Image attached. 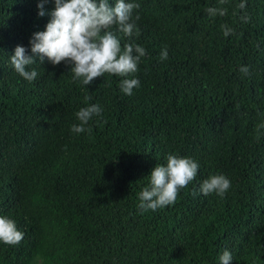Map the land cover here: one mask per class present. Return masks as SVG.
<instances>
[{"label": "trees", "instance_id": "1", "mask_svg": "<svg viewBox=\"0 0 264 264\" xmlns=\"http://www.w3.org/2000/svg\"><path fill=\"white\" fill-rule=\"evenodd\" d=\"M38 2L0 0V216L24 233L18 245L0 242V264H220L225 249L231 264H264V135L255 133L264 119V0H246L248 24L232 15L240 0L215 20L205 9L218 0H134L139 37L116 32L122 48L146 50L131 96L123 77L83 86L70 65L47 58L31 66L32 83L14 70L15 47L31 55L32 34L50 19L38 16ZM53 8L49 0L45 12ZM222 23L236 35L224 37ZM86 95L103 112L76 134ZM169 153L197 161V176L175 204L141 214L138 193ZM214 174L231 181L223 198L200 192Z\"/></svg>", "mask_w": 264, "mask_h": 264}, {"label": "clouds", "instance_id": "2", "mask_svg": "<svg viewBox=\"0 0 264 264\" xmlns=\"http://www.w3.org/2000/svg\"><path fill=\"white\" fill-rule=\"evenodd\" d=\"M49 0H39L37 4L38 16H50L45 30L34 32L29 40L31 55L24 46L17 45L9 59L14 70L26 81H35L39 72L31 67L37 62L43 64L45 58L53 65L62 62L70 65L73 82L79 81L83 86L90 85L94 79L104 77L105 74L123 77L120 80L121 91L131 96L135 88L140 87V81L134 74L138 72V65L146 55L141 45L128 42L123 45L116 32L122 33L130 40L139 37L136 21L140 19L134 10L140 4L131 0H54V8L50 13L45 12V4ZM229 0H218L216 6H210L205 12L210 20L228 15ZM240 24L251 22V14L247 11L246 0H240L236 5ZM115 28L116 31L112 29ZM220 29L224 37L236 35V28L228 23H222ZM242 35V33H241ZM259 48V44H257ZM161 61L168 59L167 47L159 54ZM239 71L249 76L250 68L240 66ZM132 77V78H129ZM91 99L85 96V104L76 113L79 123H74L70 131L76 134L90 132L89 121L93 117H100L103 109L99 104H87ZM240 109V103L235 105ZM264 117V113H258ZM256 139L264 135V119L255 127ZM166 165L156 164L151 170L149 183L138 193V208L143 214L148 210L155 211L175 204L181 189L187 187L198 173L199 163L191 157H181L169 153ZM200 192L207 196L215 193L223 198L231 188V181L223 174H214L203 180ZM24 238V233L18 230L16 222L7 216H0V242L5 245H18ZM232 254L225 249L219 256L220 264H231Z\"/></svg>", "mask_w": 264, "mask_h": 264}]
</instances>
